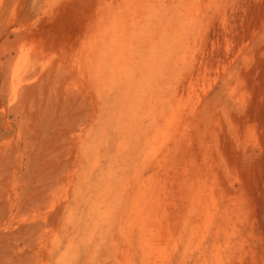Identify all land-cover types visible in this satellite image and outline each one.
<instances>
[{
    "label": "rangeland",
    "instance_id": "1",
    "mask_svg": "<svg viewBox=\"0 0 264 264\" xmlns=\"http://www.w3.org/2000/svg\"><path fill=\"white\" fill-rule=\"evenodd\" d=\"M0 264H264V0H0Z\"/></svg>",
    "mask_w": 264,
    "mask_h": 264
},
{
    "label": "bare ground",
    "instance_id": "2",
    "mask_svg": "<svg viewBox=\"0 0 264 264\" xmlns=\"http://www.w3.org/2000/svg\"><path fill=\"white\" fill-rule=\"evenodd\" d=\"M125 28V27H124ZM24 41V40H23ZM25 59V58H24ZM27 60V59H26ZM29 60V59H28ZM25 62H27V61H25ZM25 64V63H24ZM31 64V63H30ZM26 65V64H25ZM33 65V64H32ZM201 65V64H200ZM20 67H22V66H20ZM26 67H28V66H26ZM33 68V67H32ZM36 70H37V68H36ZM12 71V70H11ZM36 73H39L38 71L36 72ZM47 73V72H46ZM33 74V73H32ZM30 75V74H29ZM20 76H21V73H19V70L18 69H16L15 70V72H14V76H13V82L15 83V79H16V83H18L19 81L18 80H20ZM32 76V75H31ZM34 76V75H33ZM29 78H30V76H29ZM34 78V77H33ZM187 78V77H186ZM189 78H191V77H189ZM23 81H26V74H25V78H23ZM22 81V82H23ZM12 82V83H13ZM12 83L10 84V85H12ZM191 83H193V82H191ZM19 84L20 83H18V86H19ZM25 85V84H24ZM192 85V84H191ZM14 86V85H13ZM21 87V86H20ZM20 87H17V86H14V88H12L11 89V91L13 92V95H11V98H12V100H16V98H17V95H18V93H19V89L21 90V88ZM193 87V86H192ZM190 88V87H189ZM192 90V89H191ZM177 91V90H176ZM12 94V93H11ZM176 95V94H175ZM177 95H178V92H177ZM175 97H177V96H175ZM174 98V97H173ZM194 99V98H193ZM171 102H172V100H171ZM176 102H177V104L179 103L180 104V102H181V99L180 100H176ZM17 103V102H16ZM173 104H174V102H173ZM172 104V105H173ZM175 107H177V106H175ZM193 108V107H192ZM181 109V108H180ZM179 109V110H180ZM165 110V109H164ZM190 111V110H189ZM192 111H194V110H192ZM188 112V111H187ZM176 114H178V112L176 113ZM181 114H183V113H181ZM169 115V114H168ZM175 115V114H174ZM186 115V114H185ZM189 115H190V113H189ZM177 117H178V115H176ZM187 116V115H186ZM168 117V116H167ZM180 117V116H179ZM179 117H178V120H181V119H179ZM189 117V116H188ZM184 120V119H183ZM187 120V119H186ZM169 122V121H168ZM176 121H174V123H175ZM183 122V121H182ZM171 123V122H170ZM181 124H183V123H181ZM155 136V135H154ZM181 136V135H180ZM179 138V137H178ZM151 139V138H150ZM158 139V138H157ZM177 139V138H176ZM175 139V140H176ZM174 140V141H175ZM177 141V140H176ZM175 141V143H177ZM179 141V140H178ZM153 143H156V142H153ZM179 144V143H178ZM163 148V147H162ZM179 148V147H178ZM154 149V148H153ZM159 149V148H158ZM150 152V151H149ZM148 153V152H147ZM156 153L157 152H155V151H152V153L151 154H149L148 155V159H149V163H154V162H156L157 161V157H158V154L156 155ZM167 154V153H166ZM172 155V154H171ZM167 156V155H166ZM173 159V158H172ZM162 164V163H161ZM161 164L159 163V166L158 167H162L161 166ZM151 166L150 167H152L151 169H153V166H152V164H150ZM141 167V166H140ZM155 168V167H154ZM148 170V169H147ZM153 170H155V169H153ZM160 170V169H159ZM161 171V170H160ZM158 172V171H157ZM159 173V172H158ZM189 178V177H188ZM153 181L154 180H150V182L148 183V187H151V185L153 184ZM154 186V185H153ZM152 186V187H153ZM160 188H161V190H162V187L159 185V184H157L156 185V188L154 187V189H150V193H144L143 194V196H142V198L144 199L145 198V200H144V202H146V201H148L147 200V198H149V203H148V205H147V207L144 209V210H141L142 208H140V206L138 205V203L136 204V207L134 208V207H132V208H134V210H135V215H136V219H135V221H134V225H136V226H139V227H141V229H142V231L144 232V234L145 233H147V235L145 236V237H147V240H144V239H142V240H144L145 241V243L147 242V241H149L150 239H149V237H151L150 235L151 234H153V229H152V225H153V223H156V225L158 224V225H160V220H159V218H160V215H159V211H158V209H157V211L158 212H156V207L158 206V202H161L163 199H160L159 197H161V195H160V193L161 192H159L160 191ZM165 191V190H164ZM162 194V193H161ZM163 196V195H162ZM134 197V196H133ZM158 198H159V200H161V201H158ZM136 199V198H135ZM142 201V200H141ZM143 202V201H142ZM145 204V203H144ZM142 205V204H141ZM157 205V206H156ZM160 205V204H159ZM158 208H159V206H158ZM134 212V211H133ZM134 215V216H135ZM132 224V223H131ZM131 224H130V226H131ZM184 226V225H183ZM138 227V228H139ZM154 228L156 227V226H153ZM158 227V226H157ZM132 228H133V226H132ZM140 229V230H141ZM156 230V229H155ZM141 231V232H142ZM142 237H143V235H142ZM164 242V241H163ZM160 244V243H159ZM160 247V246H159ZM160 257V256H159Z\"/></svg>",
    "mask_w": 264,
    "mask_h": 264
}]
</instances>
